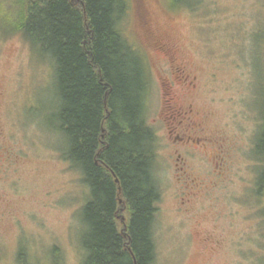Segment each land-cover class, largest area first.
Segmentation results:
<instances>
[{
    "label": "rangeland",
    "instance_id": "rangeland-1",
    "mask_svg": "<svg viewBox=\"0 0 264 264\" xmlns=\"http://www.w3.org/2000/svg\"><path fill=\"white\" fill-rule=\"evenodd\" d=\"M13 1L0 0V264H82L89 190L61 157L53 69L13 32ZM123 29L149 70L155 264H264V43L252 38L264 0H130ZM171 56L194 88L175 84ZM171 85L178 104L210 113L205 132L177 129Z\"/></svg>",
    "mask_w": 264,
    "mask_h": 264
},
{
    "label": "trees",
    "instance_id": "trees-1",
    "mask_svg": "<svg viewBox=\"0 0 264 264\" xmlns=\"http://www.w3.org/2000/svg\"><path fill=\"white\" fill-rule=\"evenodd\" d=\"M10 9L13 32L53 69L61 157L89 190L82 264H155L156 134L147 118V63L123 29L130 0H14ZM252 38L263 44L264 29ZM257 139L264 157V122ZM256 186L264 195V170Z\"/></svg>",
    "mask_w": 264,
    "mask_h": 264
},
{
    "label": "flooded vegetation",
    "instance_id": "flooded-vegetation-1",
    "mask_svg": "<svg viewBox=\"0 0 264 264\" xmlns=\"http://www.w3.org/2000/svg\"><path fill=\"white\" fill-rule=\"evenodd\" d=\"M169 63L171 64V67L173 68V73L172 77L175 81V84L178 82H186L187 84L191 85L190 88H194V78L192 79L190 74L187 73L186 66L182 63L179 62L177 59H174L169 57ZM174 86V85H173ZM171 94H170V90ZM169 90V95L171 96L170 99H172V107H171V117L173 120H175L177 124V129H184L186 125L192 126L193 129L197 128L200 132H205L206 131V124L208 123V120L210 119V113H202L201 111L197 110L194 104L190 103L188 106L181 105L180 103L178 104L176 102V99L174 97V92L172 85L168 88ZM185 136V135H184ZM192 137L190 136V140L195 141V143L198 140L191 139ZM188 139V143H185V146H190V140ZM183 140V139H182Z\"/></svg>",
    "mask_w": 264,
    "mask_h": 264
},
{
    "label": "water",
    "instance_id": "water-1",
    "mask_svg": "<svg viewBox=\"0 0 264 264\" xmlns=\"http://www.w3.org/2000/svg\"><path fill=\"white\" fill-rule=\"evenodd\" d=\"M118 182V181H117Z\"/></svg>",
    "mask_w": 264,
    "mask_h": 264
}]
</instances>
